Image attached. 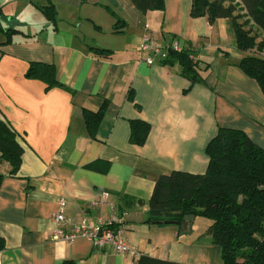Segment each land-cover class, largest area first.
<instances>
[{"label":"crops","instance_id":"1","mask_svg":"<svg viewBox=\"0 0 264 264\" xmlns=\"http://www.w3.org/2000/svg\"><path fill=\"white\" fill-rule=\"evenodd\" d=\"M48 1L55 24L39 10ZM191 3L164 0L162 12L141 15L129 0H0L3 28L11 30L0 32V118L24 149L14 177L0 163V264H138L140 257L222 264L207 234L209 220L144 223L159 177L205 173V149L218 128L240 130L264 150V96L238 68L246 53L236 49L227 20L211 25L205 17L191 18ZM107 9L126 23L121 33L113 32L116 20ZM144 25L156 39L177 40L197 57L207 68L203 83L191 85L178 65L142 61L137 46ZM90 48L110 54L97 57ZM32 62L54 65L62 88L45 91L41 81L26 79ZM104 104L91 139L82 111ZM132 120L150 125L142 146L129 142ZM93 164L97 170L89 168ZM105 193L109 200L100 203ZM59 198L73 224L109 218L115 206L139 257L95 250L81 237L52 242ZM124 198L134 203L124 206Z\"/></svg>","mask_w":264,"mask_h":264},{"label":"trees","instance_id":"2","mask_svg":"<svg viewBox=\"0 0 264 264\" xmlns=\"http://www.w3.org/2000/svg\"><path fill=\"white\" fill-rule=\"evenodd\" d=\"M144 15L165 9L164 0H129ZM49 22L56 23L54 4L39 7ZM115 17L114 33H121L126 23ZM191 18L205 17L209 24L218 19L228 22L238 51L246 53L238 68L259 86L264 96V0H192ZM4 20L0 10V32L7 36L11 30L2 27ZM97 57H106L109 50L90 48ZM192 53L184 49L171 53L164 65H178L180 74L191 85L203 83L201 72L207 71L190 59ZM226 56V54H224ZM203 67V68H202ZM25 78L45 84V91L62 88L57 82L54 65L32 62ZM132 100V94L129 95ZM105 113V104L95 112L83 109L82 116L88 135L95 139ZM131 144L142 146L150 132V125L141 120L129 122ZM23 146L11 125L0 118V163L7 166V175L14 177L21 165ZM205 154L208 165L205 173L197 175L173 171L156 181L147 202L145 224L163 227L179 226L193 218H205L211 222L207 234L219 247L222 264H264V150L255 145L247 135L235 129L218 128L208 142ZM93 164L89 168L97 170ZM106 172L105 168H100ZM3 175L0 174V182ZM124 206L134 202L122 199ZM142 204L141 201L137 202ZM0 239V250L3 248ZM138 264H176L140 257ZM61 264H76L64 261Z\"/></svg>","mask_w":264,"mask_h":264},{"label":"built area","instance_id":"3","mask_svg":"<svg viewBox=\"0 0 264 264\" xmlns=\"http://www.w3.org/2000/svg\"><path fill=\"white\" fill-rule=\"evenodd\" d=\"M148 25H144V34L137 46L140 59L147 65L152 66L165 61L171 53H180L184 47L179 41L174 40L170 43H163L148 33ZM193 63H199L197 57L191 55ZM108 194H103L100 203L108 202ZM57 210L52 216L55 230L51 234V241L72 242L76 238L86 239L93 249L99 251H111L119 255H127L137 259L139 252L133 247L125 237V229L122 220L118 215L117 209L113 206L115 214L109 218H98L94 223L83 220L80 224H73L65 213V200H57ZM112 206V204H111Z\"/></svg>","mask_w":264,"mask_h":264},{"label":"rangeland","instance_id":"4","mask_svg":"<svg viewBox=\"0 0 264 264\" xmlns=\"http://www.w3.org/2000/svg\"><path fill=\"white\" fill-rule=\"evenodd\" d=\"M32 17V16H31ZM27 20H28V18H27Z\"/></svg>","mask_w":264,"mask_h":264},{"label":"water","instance_id":"5","mask_svg":"<svg viewBox=\"0 0 264 264\" xmlns=\"http://www.w3.org/2000/svg\"><path fill=\"white\" fill-rule=\"evenodd\" d=\"M2 27H3V25H2Z\"/></svg>","mask_w":264,"mask_h":264}]
</instances>
